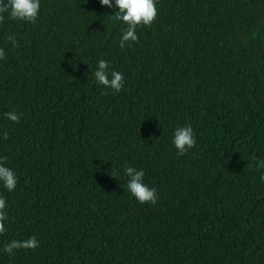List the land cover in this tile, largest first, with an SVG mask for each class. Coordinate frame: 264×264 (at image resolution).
Segmentation results:
<instances>
[{
	"label": "trees",
	"instance_id": "1",
	"mask_svg": "<svg viewBox=\"0 0 264 264\" xmlns=\"http://www.w3.org/2000/svg\"><path fill=\"white\" fill-rule=\"evenodd\" d=\"M156 7L123 48L99 0H40L35 23L5 13L0 158L17 184L0 182V264H264V0ZM100 59L119 93L96 83ZM188 124L197 143L178 156ZM126 166L155 205L131 196ZM32 236L35 250L3 251Z\"/></svg>",
	"mask_w": 264,
	"mask_h": 264
},
{
	"label": "clouds",
	"instance_id": "2",
	"mask_svg": "<svg viewBox=\"0 0 264 264\" xmlns=\"http://www.w3.org/2000/svg\"><path fill=\"white\" fill-rule=\"evenodd\" d=\"M99 2L102 6H107L108 8L114 7L116 9L115 13L111 16L113 22L119 21L127 26L120 37L119 46L121 48L125 47V42H136L138 40L137 28L143 25L151 26L158 14L156 0H114V4L113 0H99ZM39 9L40 0H0V23L4 22L5 13L13 21L19 20L35 23L38 18ZM6 39L7 41H11L13 47L18 46L15 34L8 35ZM3 58H5V51L0 48V59ZM109 68L108 61L100 59L94 71L95 81L105 88L111 89L113 94L119 93L124 84L123 74L115 70L109 72ZM109 75L111 78H109ZM4 115L11 121L19 123L22 114L6 112ZM3 138H8V132L5 131L3 133ZM172 142L178 156H183L189 149L194 148L197 141L191 125L177 127L174 131ZM6 161V156L0 158V182H2L3 187L7 191L11 192L16 188L17 178L13 170L4 166ZM249 167L251 168L252 165L250 164ZM255 168L257 171L264 169V160L257 161ZM124 173L129 178L126 187L132 197L141 204L151 203L155 205L157 203V190L143 182L145 175L143 169L137 170L134 167L126 166ZM110 175L116 177L113 174ZM260 180L264 182V171L260 174ZM6 207L5 198L0 196V234L6 231L3 223L8 219ZM38 246L39 242L35 236H32L25 240H12L5 245L3 251L12 255L16 249L35 250Z\"/></svg>",
	"mask_w": 264,
	"mask_h": 264
}]
</instances>
